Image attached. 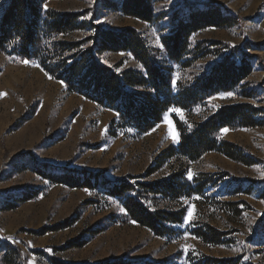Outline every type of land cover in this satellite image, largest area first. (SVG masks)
Wrapping results in <instances>:
<instances>
[{"label":"rangeland","instance_id":"rangeland-1","mask_svg":"<svg viewBox=\"0 0 264 264\" xmlns=\"http://www.w3.org/2000/svg\"><path fill=\"white\" fill-rule=\"evenodd\" d=\"M10 1L0 0V19ZM146 1L151 21L129 14L131 2L125 6L126 0L39 4L42 20L50 14L82 15L77 21L81 29L55 38L64 43L92 36L91 25L115 33L140 32L171 69L174 91L177 83L191 82L226 59L234 58L244 68L237 69L240 74L228 90L190 113L170 108L160 123L142 132L118 127L112 107L69 91L37 59L12 53L10 41L0 46V264H54V259L64 264H193L205 257L264 264V0ZM212 11L232 21L190 32L185 49L173 52L179 59L173 60L170 49L179 25ZM73 54L78 55L73 50L66 56ZM96 58L117 73L142 69L129 51L103 50ZM237 104L258 109L255 119L260 124L223 128L227 131L221 129L219 138L237 146L253 165L215 151L196 161L166 156L180 140L175 116L189 124L207 120L221 106ZM178 173L192 186L207 179L206 187L175 199L136 189L152 210L186 209L182 223L170 225L171 234L156 236L131 221L124 197L110 195L120 181L155 183ZM82 183L90 187L77 186ZM218 202H239L240 213H226ZM189 212L192 217L186 222ZM206 223L227 233L222 243L209 245L196 236L195 230Z\"/></svg>","mask_w":264,"mask_h":264},{"label":"trees","instance_id":"trees-1","mask_svg":"<svg viewBox=\"0 0 264 264\" xmlns=\"http://www.w3.org/2000/svg\"><path fill=\"white\" fill-rule=\"evenodd\" d=\"M40 1L44 0L10 1L0 19V46L10 41L12 53L23 59H37L47 73L61 80L69 91L112 107L118 115L117 126L121 128L133 126L142 132L148 131L161 122L164 113L170 108H178L190 113L195 106L219 91L228 90L229 87H226L235 83L239 71L244 68L242 65H237L234 58L226 59L209 73L191 82L177 83V89L174 91L171 69L163 66L140 32L127 29L115 33L91 25L92 36L75 43H64L55 38L75 29H81L82 26L77 24V21L82 15L50 14L49 18L42 20L43 8L39 4ZM126 1L125 6L131 2L129 14L146 21L152 20V10L146 0ZM192 16L196 21L181 23L179 31L174 35L173 46L170 49L173 60L179 59V56L173 52L178 50L181 53L185 49V38L190 32L207 26L226 25L232 21L230 17H220L215 11L205 18L199 14ZM185 30L188 32L186 31L184 35L180 34ZM49 39L52 40L48 42ZM90 41L92 43L82 49L81 46ZM73 50H76L78 55L66 56L67 52ZM103 50L129 51L141 64L142 69H127L117 73L97 60L96 54ZM258 112V109L251 104H237L221 106L207 120L192 121L189 124H184L175 116L174 121L180 132V140L175 149L173 147L168 149L166 156L178 155L180 158L196 161L204 154L215 151L251 166L255 161L243 155L233 143L221 140L219 131L223 128L255 127L260 124L255 119ZM154 170L155 168H152L148 172L152 173ZM206 184L207 179L192 186L182 181L181 174L178 173L170 180L155 183L132 184L120 181L114 184L110 195L124 197L123 207L131 221L152 231L156 236H163L173 233L171 224L182 223L186 209L152 210L144 204L136 191L137 187L145 192L161 193L175 199L182 194L186 197H190L193 193L199 194ZM77 186L90 187V184L82 183ZM218 204L226 213L231 212L236 215L240 213L237 209L239 202H218ZM195 234L204 243L216 245L223 242L227 233L206 223L202 228L196 229ZM53 261L54 264H64L59 260ZM193 264H241V258L219 260L205 257Z\"/></svg>","mask_w":264,"mask_h":264},{"label":"snow or ice","instance_id":"snow-or-ice-1","mask_svg":"<svg viewBox=\"0 0 264 264\" xmlns=\"http://www.w3.org/2000/svg\"><path fill=\"white\" fill-rule=\"evenodd\" d=\"M25 63H27V61H25ZM172 83L173 84H175L176 83V81L175 80H173L172 81ZM232 94L231 93H229V96H231ZM223 98V97H222ZM178 111V110H177ZM222 131H224V132H226L227 131V129H223ZM188 179H192V175H191V173H189L188 174ZM191 217H192V213L191 212H189V214H188V220L186 221V222H190V220H191Z\"/></svg>","mask_w":264,"mask_h":264}]
</instances>
